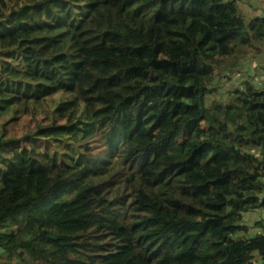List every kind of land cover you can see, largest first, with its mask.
<instances>
[{"label": "trees", "instance_id": "obj_1", "mask_svg": "<svg viewBox=\"0 0 264 264\" xmlns=\"http://www.w3.org/2000/svg\"><path fill=\"white\" fill-rule=\"evenodd\" d=\"M246 4L0 0V264L264 263V88L210 86Z\"/></svg>", "mask_w": 264, "mask_h": 264}, {"label": "rangeland", "instance_id": "obj_2", "mask_svg": "<svg viewBox=\"0 0 264 264\" xmlns=\"http://www.w3.org/2000/svg\"><path fill=\"white\" fill-rule=\"evenodd\" d=\"M252 3L256 7H251L248 4L245 5V10L248 12V15H252L255 13H260L261 16H264V7H262V0H239V2ZM261 10H263L261 12ZM90 55H98L104 58H116L113 52L110 49H103L98 51H93L89 53ZM132 63L137 66L144 65L143 62L138 60H132ZM224 73V74H223ZM219 75H224L223 78H219V76L214 80L211 85L221 84L217 88V95H222L223 97H227L230 92V88L235 86L243 87V83L247 80H252L257 85L264 86V48L259 52H253L249 54L242 63L238 64L233 69H225L218 73ZM247 77L248 79H244ZM216 83V84H215ZM208 101H210L208 99ZM44 148V146H42ZM264 217L262 211H258L254 214V219H260ZM248 222V221H246ZM259 225L256 226L258 228ZM249 233H253V229L250 228ZM249 234H245L248 236ZM237 237V236H236ZM107 264H148L147 261L138 257L134 251L131 249H127L125 252L112 257Z\"/></svg>", "mask_w": 264, "mask_h": 264}, {"label": "crops", "instance_id": "obj_3", "mask_svg": "<svg viewBox=\"0 0 264 264\" xmlns=\"http://www.w3.org/2000/svg\"><path fill=\"white\" fill-rule=\"evenodd\" d=\"M262 11H263V10H261V12H262ZM244 79H248V78H247V77H244ZM249 81L252 82L253 84H255V85L258 86V87H263V88H264L263 85H257V84H256L255 82H253L252 80H249ZM237 87H240V86L232 87V88H230V91L233 90V89H235V88H237ZM262 214L264 215V212H262ZM261 219H264V217H261L260 219H254V221H253V223H252V226H253V229H254V233H253V234H255L256 231L259 232V231L264 230V221H261ZM257 222L259 223V227H258V228H256V226L258 225ZM257 264H264V263L258 262Z\"/></svg>", "mask_w": 264, "mask_h": 264}, {"label": "bare ground", "instance_id": "obj_4", "mask_svg": "<svg viewBox=\"0 0 264 264\" xmlns=\"http://www.w3.org/2000/svg\"><path fill=\"white\" fill-rule=\"evenodd\" d=\"M108 156L106 155V157H104V160H107Z\"/></svg>", "mask_w": 264, "mask_h": 264}]
</instances>
